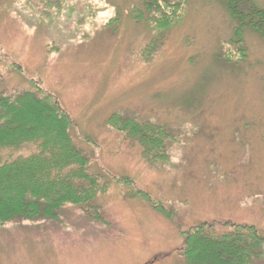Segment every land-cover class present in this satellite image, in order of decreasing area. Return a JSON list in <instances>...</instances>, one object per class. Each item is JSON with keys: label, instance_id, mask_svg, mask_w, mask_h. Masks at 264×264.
Segmentation results:
<instances>
[{"label": "rangeland", "instance_id": "374dc122", "mask_svg": "<svg viewBox=\"0 0 264 264\" xmlns=\"http://www.w3.org/2000/svg\"><path fill=\"white\" fill-rule=\"evenodd\" d=\"M170 1L178 20L156 28L147 0H0V95L41 83L110 183L97 214L0 225V264H187L182 233L204 223L264 237V38L233 45L218 0ZM116 115L167 127L169 160L145 158Z\"/></svg>", "mask_w": 264, "mask_h": 264}, {"label": "trees", "instance_id": "16d2710c", "mask_svg": "<svg viewBox=\"0 0 264 264\" xmlns=\"http://www.w3.org/2000/svg\"><path fill=\"white\" fill-rule=\"evenodd\" d=\"M218 1L237 26L233 45L243 42L247 29L264 38V8L257 0ZM173 6L170 0L145 3L149 13L157 12L156 28L176 23L178 5ZM165 8L173 11L164 12ZM240 49L245 50L244 46ZM109 122V127L136 141L145 158L169 160L167 127L117 115ZM91 142L77 131L71 115L41 83L31 81L30 88L22 92L4 91L0 95V225L56 221L67 207L99 213L100 199L110 183L102 171L91 168L85 148ZM115 181L133 187V182ZM135 195L173 220L148 194L136 190ZM182 234L187 264H264V237L253 226L225 223L220 228L216 223H204Z\"/></svg>", "mask_w": 264, "mask_h": 264}]
</instances>
